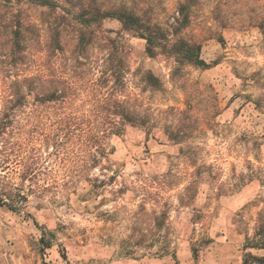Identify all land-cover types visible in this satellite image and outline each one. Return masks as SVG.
Here are the masks:
<instances>
[{"label": "rangeland", "instance_id": "rangeland-1", "mask_svg": "<svg viewBox=\"0 0 264 264\" xmlns=\"http://www.w3.org/2000/svg\"><path fill=\"white\" fill-rule=\"evenodd\" d=\"M112 1L152 11L166 27L186 0ZM190 4L184 37L202 45L207 69L182 65L173 75L172 58H148L143 39L116 20L102 23L124 49L121 98L147 124L128 125L106 141L113 154L88 171L105 181L97 188L83 180L91 162L81 132L65 137L63 128L95 119V81L107 52L98 42L79 55L67 32L53 57L44 50L45 8L23 6L38 36L20 70L31 75L42 66L74 91L62 103L31 100L15 109L0 143V192L26 198L18 211L0 207V264H244L248 254L264 257V248L245 247L264 210V0ZM3 40L0 115L13 80ZM146 70L160 78L161 91L146 85ZM42 240L51 247L43 249ZM163 248L170 254L161 256Z\"/></svg>", "mask_w": 264, "mask_h": 264}, {"label": "trees", "instance_id": "trees-1", "mask_svg": "<svg viewBox=\"0 0 264 264\" xmlns=\"http://www.w3.org/2000/svg\"><path fill=\"white\" fill-rule=\"evenodd\" d=\"M62 3L65 6H62ZM23 6L45 8L40 13V21L45 25L47 33L44 50L53 57L63 52V35L67 32L74 33L75 50L79 55L84 54L88 46L98 42L102 43V48L107 52L105 70L95 81L100 89L96 105L91 111L95 119L80 123L79 128L68 122L63 128L65 137L73 135L77 130L82 134V147L87 151V158L91 162L89 170H84L83 180L93 188L98 187L97 183L105 185V181L92 177L88 171L113 154L112 151L107 152L106 141L110 136L122 135L124 127L128 125L145 126L147 120L121 98L126 75L123 66L124 49L120 45V38L108 35L112 31L101 30L102 23L106 20H116L121 24L122 30L143 39L146 42L145 52L148 58L154 59L158 55L172 58L176 64L173 75L179 72L178 67L182 65L207 69L210 65L201 58L202 45L184 37V31L192 22L190 0L178 5L177 18L166 27L155 21L152 11L137 6L129 7L112 0H0V37L4 39L1 46L8 48L1 52L4 53V63L11 68L7 70L8 73L13 76L7 87L8 93L4 96L6 110L0 115V143L12 128L11 118L17 116L15 109L28 106L31 100L41 106L47 103H62L71 98V92L74 91L73 85L62 81L60 76L49 77L48 70L42 66L33 70L31 75L23 74L24 70H20L28 58L27 50L31 41L36 40L38 36L37 26L25 14ZM258 28L264 34V25ZM143 79L150 88L157 91L163 89L160 78L152 70H146ZM61 85L63 88H60ZM52 145L54 148L59 146L58 142H53ZM110 179L112 180V177ZM24 201L26 198L20 194L13 197L12 194L0 192V207L6 206L12 211H18V206ZM42 243L45 247L43 249L51 247L45 240H42ZM249 245L246 244L245 247L264 248V210L259 214L254 239ZM193 253L194 259L197 260V251L194 250ZM169 254L167 248H163L160 255ZM249 262L264 264V257L248 254L244 264Z\"/></svg>", "mask_w": 264, "mask_h": 264}]
</instances>
